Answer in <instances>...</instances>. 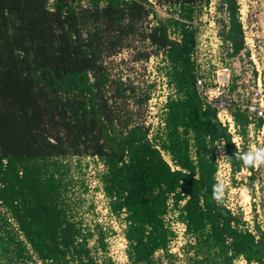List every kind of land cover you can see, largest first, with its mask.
<instances>
[{
  "label": "trees",
  "instance_id": "obj_1",
  "mask_svg": "<svg viewBox=\"0 0 264 264\" xmlns=\"http://www.w3.org/2000/svg\"><path fill=\"white\" fill-rule=\"evenodd\" d=\"M215 1L226 55L237 57L244 49L238 2ZM210 2L155 0L163 19L149 0H0V263L114 264L91 255L93 233L66 214L60 159L70 155L103 165L98 179L110 215H125L130 264H174L169 213L192 239L191 264H264V203L262 224L254 219L248 228L213 195L218 144L232 175L247 168L252 182L255 171L242 158L248 150L238 151L196 87L193 22ZM141 33L164 55L174 92L154 134L123 110L134 88L112 80L103 64ZM237 87L233 78L230 91ZM231 116L244 140L246 113L236 104ZM95 235L104 249V233L97 228Z\"/></svg>",
  "mask_w": 264,
  "mask_h": 264
},
{
  "label": "rangeland",
  "instance_id": "obj_2",
  "mask_svg": "<svg viewBox=\"0 0 264 264\" xmlns=\"http://www.w3.org/2000/svg\"><path fill=\"white\" fill-rule=\"evenodd\" d=\"M149 1L155 5L160 17L167 18L165 10L158 7L155 0ZM237 2L238 20L241 23L244 40V49L237 57L230 58L226 55L227 48L219 36L221 28L217 20L220 19V15L216 11L215 0H211L209 6L202 9L193 22L197 43L193 59L197 67V76L204 80L199 93L204 100L208 99L214 106L216 98L227 101L223 95L217 97L218 76L228 74L230 80L238 78L239 87L231 92L228 99L230 111H233L236 104L241 105L245 101L241 92L244 83H251L253 80L251 58L258 61L264 75V0H237ZM146 27L145 24L142 28L143 32L147 31ZM142 33L128 39L125 47L115 55L105 57L103 64L112 80H121L127 86L134 88V97L121 103V107L133 113L131 117L133 122L145 127L150 126V133L154 134L157 128L162 126L165 103L168 97H174V92L168 85L165 75L167 67L164 55L150 46L149 42L142 38ZM170 35L173 36L171 32ZM244 52H248V58ZM146 55L148 59L144 58ZM211 89L216 91L207 94L206 91ZM146 96H149V99L139 104L138 101L144 100ZM255 128L248 132V136L241 140L240 145V149L244 145L252 156V163L245 166H252L255 179L249 181L251 173L247 168L232 175L231 167L228 168L223 163L217 164L216 173L221 205L233 214L242 215L248 228H252L254 219L259 224L263 222L260 205L264 203V134L262 135L261 131L257 132ZM60 162L65 168V175L62 176V203L68 218L75 222L84 234L93 233L88 239L91 255L97 260L110 258L114 264H130L126 256L127 242L123 237L125 215L115 217L109 213L108 201L98 179L103 171L101 162L93 157L70 155L60 159ZM176 216L172 213L167 214L166 225L172 227L179 223L176 221ZM12 228L17 230L14 224ZM97 228L104 233V249L98 247L95 242ZM188 245L189 238L185 235L182 238H179L178 234L175 235L169 246L171 252H168L173 255L171 260L174 264H191L192 251L188 249ZM176 248L179 252L174 253L172 249ZM155 258L165 262L163 254L159 252ZM234 264L245 263L239 259Z\"/></svg>",
  "mask_w": 264,
  "mask_h": 264
},
{
  "label": "built area",
  "instance_id": "obj_3",
  "mask_svg": "<svg viewBox=\"0 0 264 264\" xmlns=\"http://www.w3.org/2000/svg\"><path fill=\"white\" fill-rule=\"evenodd\" d=\"M251 62L253 65L251 66V68L255 72L256 75L251 81V83H248V82L244 83V88L241 94L244 97L245 101L241 105L238 104L237 107H240L246 113V116L250 122L248 126V129H249L248 131H251L256 126V123L259 120H261L262 123H261L260 128L257 130V132L261 131L263 135L264 134V75H262L263 71L261 70V67L259 66L258 61L253 60L251 58ZM230 82L231 80L228 74L218 76V80H217L218 87L216 89L218 92L217 97L223 95L224 98L227 99V101L216 98L215 100L216 104L214 106L208 101V99L205 101L210 103L217 110V118L219 122L221 123L223 127H226L227 132L232 136V142L234 143L238 151H240L241 137L238 135V128L235 126V123L231 116V111L228 109V107L230 106L228 99L231 94ZM203 85H204V80L201 79L199 76H197L196 87H197L198 92H199V88H202ZM221 88H222V91H220ZM215 91L211 89V90L206 91V93L210 95L211 93H214ZM214 154H215L216 164L220 165L221 163H223L226 167L228 168L230 167L227 161L226 152H225L223 143L217 145L216 151L214 152ZM93 158L97 160L96 157H93ZM102 169L104 170L103 165H102ZM174 228L176 230H174ZM169 229L174 233V237L177 234L179 238H182V236L184 235L186 236L185 225L181 222L176 223L175 226L169 227ZM172 241L168 245L169 253L171 252L169 250V246L172 243ZM191 241L192 239L189 238V243H191ZM180 246L181 244H179V247ZM172 251L174 253H176L175 251L179 252L178 248L172 249ZM159 253H162V252H159Z\"/></svg>",
  "mask_w": 264,
  "mask_h": 264
},
{
  "label": "clouds",
  "instance_id": "obj_4",
  "mask_svg": "<svg viewBox=\"0 0 264 264\" xmlns=\"http://www.w3.org/2000/svg\"><path fill=\"white\" fill-rule=\"evenodd\" d=\"M242 158L244 159V162L246 164L252 163V156H251V154H248V155H246L245 157H242ZM218 188H219V186H214V188H213L214 198H217V199L219 198L216 195Z\"/></svg>",
  "mask_w": 264,
  "mask_h": 264
},
{
  "label": "crops",
  "instance_id": "obj_5",
  "mask_svg": "<svg viewBox=\"0 0 264 264\" xmlns=\"http://www.w3.org/2000/svg\"><path fill=\"white\" fill-rule=\"evenodd\" d=\"M167 157L165 156V159H166ZM167 160V159H166ZM168 162H169V159L167 160ZM170 163V162H169Z\"/></svg>",
  "mask_w": 264,
  "mask_h": 264
},
{
  "label": "water",
  "instance_id": "obj_6",
  "mask_svg": "<svg viewBox=\"0 0 264 264\" xmlns=\"http://www.w3.org/2000/svg\"><path fill=\"white\" fill-rule=\"evenodd\" d=\"M238 40V39H237Z\"/></svg>",
  "mask_w": 264,
  "mask_h": 264
}]
</instances>
